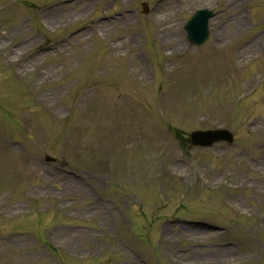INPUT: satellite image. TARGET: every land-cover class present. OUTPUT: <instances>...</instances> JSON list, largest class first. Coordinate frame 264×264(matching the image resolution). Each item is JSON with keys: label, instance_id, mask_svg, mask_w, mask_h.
<instances>
[{"label": "rangeland", "instance_id": "374dc122", "mask_svg": "<svg viewBox=\"0 0 264 264\" xmlns=\"http://www.w3.org/2000/svg\"><path fill=\"white\" fill-rule=\"evenodd\" d=\"M62 1L0 0V264H76L77 253L101 256L84 264L133 263L127 241L103 225L101 216L95 218L93 188L116 207L123 200L128 219L121 235L130 233L147 255L153 252L151 264H264V79L252 96L237 100L253 74L264 73V0H72L62 6L69 25L42 20V7ZM142 2L150 6L148 15L142 14ZM202 8L217 16L210 44L196 48L181 26ZM124 13L127 19L106 23L107 32L72 37L92 21ZM19 23L24 31L17 33ZM169 25L180 26V46L168 35ZM68 35L63 52L43 53L19 76L11 69L8 58L24 60ZM27 37L36 45H22ZM252 42L255 49L243 58H256L238 69L237 51ZM150 60L155 79L144 73ZM41 71L52 76L36 93L56 92L49 107L57 119L26 91ZM219 126L233 133L232 147L190 149L191 131ZM129 144L136 148L126 150ZM143 155L153 160L146 161L145 178L138 181L135 161ZM47 157L54 163H45ZM153 167L161 180L150 173ZM124 172H134L128 183ZM74 174L79 176L68 182ZM175 200L176 217L222 226L226 233L197 226L180 236V226H166L160 241L153 216L164 220ZM31 211L46 213L45 219L34 214L25 222L9 221ZM48 227L50 243L63 246L59 252L38 241H47ZM16 231L30 234L10 236ZM105 245L109 249L99 252Z\"/></svg>", "mask_w": 264, "mask_h": 264}, {"label": "bare ground", "instance_id": "6f19581e", "mask_svg": "<svg viewBox=\"0 0 264 264\" xmlns=\"http://www.w3.org/2000/svg\"><path fill=\"white\" fill-rule=\"evenodd\" d=\"M85 1V0H82V2ZM68 3H60V6H67ZM59 6V7H60ZM86 9H87V6L85 8H83V10H81L79 13H78V16L82 17L84 14H86ZM48 12L47 13V16L50 18V21L51 22H55L56 24H63V25H67L69 24V18L68 16L64 17V16H61V14L55 9V8H49L47 10ZM128 18V15L125 14V15H122L121 17H118V18H113V23H118V19L119 20H122V19H127ZM120 23V22H119ZM106 25V23L104 22H98L96 24H94L92 27H91V30L92 31H97V30H102V32H107V30H109L108 26H106L104 28V26ZM238 25L239 26H243L244 23L242 21H238ZM104 29V31H103ZM177 30H179L178 34H174L173 32H176ZM24 31V25H21L19 24L16 28H15V32H23ZM85 34H87V32H84ZM168 35H172V37L176 40H178L180 37H182L181 33H180V29L179 27L176 25L174 26V28L170 27V29L167 31ZM172 33V34H171ZM8 35V34H7ZM264 37V36H263ZM81 42H84V39L81 38L80 39ZM35 42V40L31 43L30 46H33V43ZM25 43H29L28 41L25 42ZM177 43V41H176ZM181 45V42H178L176 44L175 47L177 46H180ZM256 47V42L254 44H251V46L241 50L240 52H238V56L239 58H242L244 55H245V52H248L249 50H253L255 49ZM65 48H63L64 50ZM114 49H117V47L115 46ZM17 54V53H15ZM36 57V56H35ZM34 57H31V58H27L26 60H21V61H25V63L23 62H17L19 64V67L20 69L23 71V72H26L29 70V67L34 65L35 62L37 60L33 59ZM52 76V71H41L39 72V76L37 78V82L36 83H41V82H45L46 80H48L50 77ZM54 96V92L53 91H47L46 93L43 94L42 97H40L44 102H49V100H51V98ZM70 183H72V181H68Z\"/></svg>", "mask_w": 264, "mask_h": 264}]
</instances>
